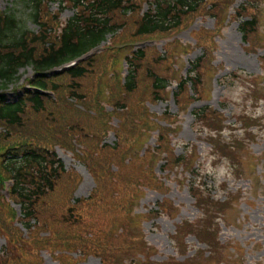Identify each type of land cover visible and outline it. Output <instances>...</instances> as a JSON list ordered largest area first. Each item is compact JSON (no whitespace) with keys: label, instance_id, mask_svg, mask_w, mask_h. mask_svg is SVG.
I'll list each match as a JSON object with an SVG mask.
<instances>
[{"label":"trees","instance_id":"trees-1","mask_svg":"<svg viewBox=\"0 0 264 264\" xmlns=\"http://www.w3.org/2000/svg\"><path fill=\"white\" fill-rule=\"evenodd\" d=\"M51 1H15L14 4L28 7L30 18L38 27L34 32L21 26L14 9L9 14L7 10H0V88L3 89L0 92V179L12 180L9 199L20 208L16 219L15 211L0 193V236L7 241L4 253H9H2L0 264H41L38 251H46L53 258L55 253H78L99 257L101 264H125L135 250L143 257H132L129 264H153L143 235L134 229L133 204L142 192L141 187L160 194L169 192L165 182L149 168L157 156L165 154L162 171L175 174L178 167L183 172H195L192 164L196 156L192 153L187 160L184 159L186 152L174 156L168 141L175 129L157 123L173 125L178 115L145 111L144 93L152 104L167 99L164 75L168 74L170 80L172 73L166 68V49L165 54L148 46L136 49L127 59V75L121 82L115 74L104 81L106 74L114 73L118 54L109 47L173 33L182 22L215 0H152L146 1L149 5L144 11L142 0H68L63 4L67 9L73 8L74 13L64 24L59 19L61 10L56 14L49 10ZM229 1L219 0L218 5ZM259 1L243 2L235 15V20L240 22L242 39L251 51L259 46L254 33ZM218 5H212L206 12L216 14ZM245 9L248 10L245 12ZM128 14L134 16L128 18ZM245 15H249L247 20ZM107 37L109 47L90 59L61 74L36 77L34 85L51 90L53 98L33 91L25 92L16 102L6 100L4 89L16 83L21 68L30 67L34 73L48 72L101 45ZM207 67L210 66L205 60H196L187 79L179 82L174 101L180 111L203 97L201 85ZM102 85L107 88L111 112H106L100 101ZM254 99H264V96L254 95ZM218 114L209 107L194 110L195 124H204L208 131L221 130L226 125ZM113 118L118 120L117 127L111 125ZM237 122L243 130L257 123L242 115L237 117ZM148 125L158 130L159 146L138 156L132 151ZM108 131H113L115 136L112 145L102 142ZM246 139L236 135L233 146L240 151L246 149ZM210 144L229 156V143ZM55 147L77 152L76 157L95 183L88 198L74 199L80 176L73 169L64 168ZM236 160L244 168L245 160L239 156ZM112 165L116 171L111 170ZM243 168L235 169V173L244 175ZM165 177L170 179L169 174ZM189 184L199 216L193 221L181 220L171 243L186 246L185 238L193 236L208 249V252L196 253H208V256L201 260L195 253L180 262L171 260L160 264H242L243 250L236 247L235 253H228L229 245L217 238L221 232L218 222L213 229L211 226L215 211H219L223 226H228V217L224 219L223 215L238 202V197L231 195L218 202L209 193L205 195L196 189L193 180ZM173 207L169 199H163L157 210H150L141 218L170 216L176 213ZM15 221L24 222L27 238L14 226ZM63 257L57 260L75 264L71 258Z\"/></svg>","mask_w":264,"mask_h":264},{"label":"rangeland","instance_id":"rangeland-1","mask_svg":"<svg viewBox=\"0 0 264 264\" xmlns=\"http://www.w3.org/2000/svg\"><path fill=\"white\" fill-rule=\"evenodd\" d=\"M15 1L0 0V9L3 11L7 10L8 14L14 9L16 16L20 18L21 26L25 30L36 31L38 27L32 22L28 7L14 4ZM67 1L53 0L48 4L49 10L53 14L58 13L60 10L62 11L59 14L62 23L71 18L74 13L73 8L67 9L64 6L63 3ZM146 1L148 0H142V10L147 9ZM251 1L243 0L245 3L248 2V4ZM238 3L239 1L232 2L236 7ZM247 10L245 9V12ZM133 16L132 14L127 15L128 18ZM195 19L196 21L191 29L204 27L203 31L205 32L210 31L213 27L214 19L207 15L199 13ZM262 32L264 34V20ZM119 34H121L120 31L118 32ZM179 38L180 42L175 47L174 54L175 57L180 58H177L179 59L180 67L177 65L176 67L180 74H185L188 68V60L193 62L196 57L201 56L202 50L191 49L188 53H184L187 49L184 43H192L189 30L180 34ZM216 42L217 51L213 55V64L218 65L217 69L219 71L216 72L215 76L213 73L206 79V92H208L209 97L195 102L189 109L180 113L177 124L178 133L174 137L169 135L168 141V146L172 148L174 156H180L184 152H186L184 156L185 160L189 159L192 153L199 156L198 166L195 167L196 171L189 174L188 170H184L188 172L184 173L178 167L176 174L175 172L168 173L169 171L163 173L159 170V166H157L156 171L158 175L164 176V174H169L170 179L175 177L179 183L186 184L187 188L182 185L177 186L174 179H171L166 181L170 189L167 194L163 195L145 191V195L141 196L133 206L132 219L135 225L134 229L142 233L143 241L147 243L146 251L150 254L149 261L153 264H160L171 260L180 262L190 258L196 251L208 252L207 246L197 242L193 236L185 238L184 243L186 246H183L182 243L178 245L174 242L173 244L171 243V236L174 234L176 225L181 220L189 219L193 221L199 216V211L193 204V194L192 192L188 193L191 187L189 180H193V185L196 189L203 191L205 195L209 193L218 202H222L226 197H230L231 195L241 199V191H243L242 196L254 202V206H249L242 201L239 207L224 213V219L225 217L230 218V227L228 228L221 223L219 211H215L211 226L213 229V226L217 225L218 222L221 232L218 233L217 238L221 243H225L227 246L229 245L233 248H236V245H238L243 250L244 259L242 264H264V99L255 100L251 96L249 92L251 83H249L248 77L245 76L246 74L252 76L262 75L264 85V70L261 69L260 65V59L264 56V48L262 50L253 49V51L245 52L244 47L246 45L242 42L236 22L228 24L223 29L222 34L216 38ZM164 43L165 40H159L156 41L155 45L161 50ZM150 53L153 52L151 51ZM31 71L30 67H26L21 68L17 72L16 83L9 84L5 88V92L9 98L13 95L12 92L15 88L25 85L26 80L32 76ZM125 75L126 72L123 73L122 78ZM1 90L3 89L0 88ZM173 92L174 90L168 92V97L165 101L149 104L148 111L156 115H161L165 112L177 114V105L174 102ZM104 94H106L105 89ZM202 106H210L218 110V115L223 117V124L226 126L221 130L208 131L204 124H194V116L191 111L193 109L197 110ZM240 115L250 117L251 120L257 121V123L243 130L241 124L237 122V117ZM113 124H116V121H113ZM236 135L242 139L247 138L246 149L240 151L238 147L233 146ZM114 141L115 137L111 134L102 142L113 144ZM210 142L221 145L229 143V156L218 151ZM193 148H195V151ZM54 149L65 169H73L77 172V175L82 176V182L76 192H74L75 200H78L80 197H87L93 188V182L88 175L86 166L76 157L77 152L72 153L61 147ZM246 155L247 158L250 157L249 161ZM237 156L240 157V160H246L245 168L238 164L236 160ZM256 156L259 162L256 160ZM242 168L245 172L243 180L242 176L235 173V169L240 170ZM247 175L248 178H246ZM163 199L172 201L174 207L179 208V214L176 217L162 215L159 218L144 221L141 218L142 214L150 210H157L158 203L163 201ZM33 222L35 221H31L30 223L33 224ZM14 226L21 230L22 237L25 238L27 231L24 222H16ZM43 235L44 233L41 234V236ZM6 246V239L0 236V256L5 252ZM150 247L156 250L152 251ZM46 253V251H38V256L42 257L41 264H63V262L57 260L61 256H64L63 259L65 260L71 258L75 264H101V259L93 255L83 256L78 253H55L53 258ZM4 254L8 255L9 253ZM197 254H199L201 260L204 256H208V253H196V256ZM138 256L139 258L143 257L141 252L135 250L131 258L126 260V263L129 264L132 257L138 259ZM76 257L82 259L79 260ZM218 264L225 263L221 262Z\"/></svg>","mask_w":264,"mask_h":264}]
</instances>
